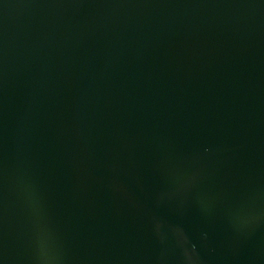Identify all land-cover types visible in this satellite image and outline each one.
I'll use <instances>...</instances> for the list:
<instances>
[{
	"label": "water",
	"instance_id": "obj_1",
	"mask_svg": "<svg viewBox=\"0 0 264 264\" xmlns=\"http://www.w3.org/2000/svg\"><path fill=\"white\" fill-rule=\"evenodd\" d=\"M0 264H264V0H0Z\"/></svg>",
	"mask_w": 264,
	"mask_h": 264
}]
</instances>
